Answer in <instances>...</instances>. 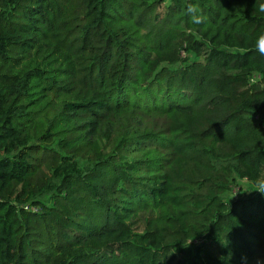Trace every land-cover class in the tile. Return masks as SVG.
I'll return each mask as SVG.
<instances>
[{"label": "trees", "instance_id": "16d2710c", "mask_svg": "<svg viewBox=\"0 0 264 264\" xmlns=\"http://www.w3.org/2000/svg\"><path fill=\"white\" fill-rule=\"evenodd\" d=\"M262 6L0 0V264H264Z\"/></svg>", "mask_w": 264, "mask_h": 264}, {"label": "clouds", "instance_id": "9594fccd", "mask_svg": "<svg viewBox=\"0 0 264 264\" xmlns=\"http://www.w3.org/2000/svg\"><path fill=\"white\" fill-rule=\"evenodd\" d=\"M261 10L264 11V6H262ZM186 12L190 16L191 21L195 24H200V23H203L207 20L206 15L200 9L198 4H189L187 9H186ZM256 51L258 52L259 55L264 56V33L260 34L257 37ZM255 190H258L261 193H264V182H259L257 184ZM244 191H249V190H244ZM237 192L238 191H235V193L233 195H231L230 198L235 196L237 194ZM190 241L188 242V244L190 243Z\"/></svg>", "mask_w": 264, "mask_h": 264}, {"label": "rangeland", "instance_id": "374dc122", "mask_svg": "<svg viewBox=\"0 0 264 264\" xmlns=\"http://www.w3.org/2000/svg\"><path fill=\"white\" fill-rule=\"evenodd\" d=\"M238 183L242 186V190L240 191V189H238V187H239L238 185H237V187L235 186L232 190V195L235 193V191H238V192L233 197L241 196L243 194H248L249 192L252 191L249 184L246 181L240 180V181H238ZM244 190H249V191H244Z\"/></svg>", "mask_w": 264, "mask_h": 264}, {"label": "built area", "instance_id": "2783aa9c", "mask_svg": "<svg viewBox=\"0 0 264 264\" xmlns=\"http://www.w3.org/2000/svg\"><path fill=\"white\" fill-rule=\"evenodd\" d=\"M26 208H28V207L26 206Z\"/></svg>", "mask_w": 264, "mask_h": 264}]
</instances>
